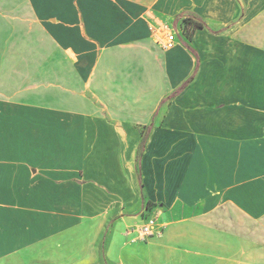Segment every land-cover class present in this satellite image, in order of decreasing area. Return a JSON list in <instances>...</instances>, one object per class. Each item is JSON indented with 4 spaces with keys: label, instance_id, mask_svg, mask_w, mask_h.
<instances>
[{
    "label": "crops",
    "instance_id": "0c3cea01",
    "mask_svg": "<svg viewBox=\"0 0 264 264\" xmlns=\"http://www.w3.org/2000/svg\"><path fill=\"white\" fill-rule=\"evenodd\" d=\"M263 9L0 0V264H264Z\"/></svg>",
    "mask_w": 264,
    "mask_h": 264
},
{
    "label": "trees",
    "instance_id": "16d2710c",
    "mask_svg": "<svg viewBox=\"0 0 264 264\" xmlns=\"http://www.w3.org/2000/svg\"><path fill=\"white\" fill-rule=\"evenodd\" d=\"M180 17H182V30L183 33L190 38L193 33L195 32V30L197 28H203V27H207V24L205 23V21L196 13L193 12H189V11H183L181 14H179ZM191 50L193 51L194 54H197L196 51L194 49L191 48ZM198 66V64H197ZM197 69V67H196ZM150 126H147L145 129H143L142 131V139L137 151V164H139V156L142 153L145 143L147 141L149 132H150ZM147 207H150L151 204L148 203L146 205Z\"/></svg>",
    "mask_w": 264,
    "mask_h": 264
},
{
    "label": "built area",
    "instance_id": "2783aa9c",
    "mask_svg": "<svg viewBox=\"0 0 264 264\" xmlns=\"http://www.w3.org/2000/svg\"><path fill=\"white\" fill-rule=\"evenodd\" d=\"M174 44H175V31L169 28L165 29L164 32L162 33V46L165 49H168L173 47ZM156 216H157L156 214L152 213V214H147V216L143 218V222L138 228L139 239L146 240L152 235L159 233Z\"/></svg>",
    "mask_w": 264,
    "mask_h": 264
},
{
    "label": "rangeland",
    "instance_id": "374dc122",
    "mask_svg": "<svg viewBox=\"0 0 264 264\" xmlns=\"http://www.w3.org/2000/svg\"><path fill=\"white\" fill-rule=\"evenodd\" d=\"M262 11H264V9ZM263 15H264V12H263ZM263 29H264V23H263Z\"/></svg>",
    "mask_w": 264,
    "mask_h": 264
}]
</instances>
